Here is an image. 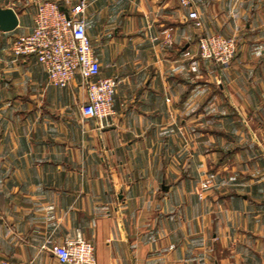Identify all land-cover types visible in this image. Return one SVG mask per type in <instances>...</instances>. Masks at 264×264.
<instances>
[{
  "label": "crops",
  "instance_id": "1",
  "mask_svg": "<svg viewBox=\"0 0 264 264\" xmlns=\"http://www.w3.org/2000/svg\"><path fill=\"white\" fill-rule=\"evenodd\" d=\"M40 1L0 0L18 15L0 31V264H66L53 247L77 232L96 264H264V0H195L201 29L177 0H87L117 79L101 118L78 74L13 59ZM200 32L236 38L228 66Z\"/></svg>",
  "mask_w": 264,
  "mask_h": 264
},
{
  "label": "built area",
  "instance_id": "2",
  "mask_svg": "<svg viewBox=\"0 0 264 264\" xmlns=\"http://www.w3.org/2000/svg\"><path fill=\"white\" fill-rule=\"evenodd\" d=\"M194 1L177 0L179 5L188 8L187 18L193 26L201 29L203 25ZM87 5V0H63V4L57 0L40 1L31 30L15 36L10 51L15 60L34 57L53 85L67 86L78 74L86 90V99L80 104L81 115L101 118L113 112L117 79L100 75V64L86 30ZM196 41L199 57L222 67L230 64L237 51L236 38L218 32H200ZM53 253L62 263L96 264L94 245L80 232L55 245Z\"/></svg>",
  "mask_w": 264,
  "mask_h": 264
},
{
  "label": "water",
  "instance_id": "3",
  "mask_svg": "<svg viewBox=\"0 0 264 264\" xmlns=\"http://www.w3.org/2000/svg\"><path fill=\"white\" fill-rule=\"evenodd\" d=\"M18 25V15L15 10L8 7H0V31L13 30Z\"/></svg>",
  "mask_w": 264,
  "mask_h": 264
},
{
  "label": "rangeland",
  "instance_id": "4",
  "mask_svg": "<svg viewBox=\"0 0 264 264\" xmlns=\"http://www.w3.org/2000/svg\"><path fill=\"white\" fill-rule=\"evenodd\" d=\"M1 33V32H0ZM2 33H4V32H2Z\"/></svg>",
  "mask_w": 264,
  "mask_h": 264
}]
</instances>
